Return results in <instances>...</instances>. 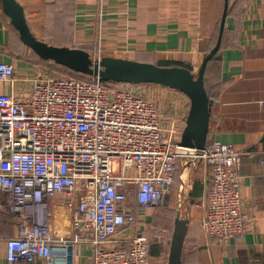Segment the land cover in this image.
<instances>
[{"label":"built area","instance_id":"2783aa9c","mask_svg":"<svg viewBox=\"0 0 264 264\" xmlns=\"http://www.w3.org/2000/svg\"><path fill=\"white\" fill-rule=\"evenodd\" d=\"M0 81L11 87L0 93V193L22 217L6 240L7 260L62 264V251L84 244L92 264H152V243L165 241L166 231L146 233L130 194L137 207L168 206L179 160L202 161L208 171L205 235L227 240L247 230L239 190L242 152L215 138L200 151L179 146L185 119L164 125L156 101L142 90L174 89L110 87L99 78L45 69L18 78L12 61H0ZM57 196L70 210L69 233L62 237L31 217Z\"/></svg>","mask_w":264,"mask_h":264},{"label":"crops","instance_id":"0c3cea01","mask_svg":"<svg viewBox=\"0 0 264 264\" xmlns=\"http://www.w3.org/2000/svg\"><path fill=\"white\" fill-rule=\"evenodd\" d=\"M18 1L31 32L49 44L84 49L93 58L114 56L159 65L179 64L192 72L197 71L216 41L224 4V0ZM0 61H12L18 78L49 70L52 64L41 62L20 41L1 4ZM204 84L212 100L207 141L219 139L242 152L239 190L248 217L247 230L227 240L205 235L202 218L208 171L202 161L184 164L177 177L176 172L164 210L132 207L141 223L146 220V233L152 234L167 224L169 231L180 204L182 216L188 219L182 264H264L263 0H228L220 48L205 72ZM10 92V84L0 81V93ZM187 111L180 112V121L186 118ZM172 201L176 206L170 214ZM69 216L62 196L31 213L39 222L49 223L58 237L69 233ZM21 220L12 211L8 196L0 193V264H46L42 260H7L6 240L16 234ZM162 248L163 243H152L154 259L161 256ZM58 262L92 264L90 249L75 244L60 253Z\"/></svg>","mask_w":264,"mask_h":264},{"label":"water","instance_id":"95a60500","mask_svg":"<svg viewBox=\"0 0 264 264\" xmlns=\"http://www.w3.org/2000/svg\"><path fill=\"white\" fill-rule=\"evenodd\" d=\"M2 12L17 31L20 41L45 61L53 62L77 73L116 83L159 84L174 89L188 98L189 107L178 145L195 151L205 148L212 100L204 86L208 61L220 48L228 0H224L215 44L207 52L196 72L180 65H159L127 58L102 56L93 58L80 48L49 44L31 32L23 6L18 0H0ZM177 205L170 235L166 264H182L181 252L188 219Z\"/></svg>","mask_w":264,"mask_h":264},{"label":"rangeland","instance_id":"374dc122","mask_svg":"<svg viewBox=\"0 0 264 264\" xmlns=\"http://www.w3.org/2000/svg\"><path fill=\"white\" fill-rule=\"evenodd\" d=\"M51 66H49V72L50 73H56V74H60L66 77H72V78H82V77H75L73 76L74 73H72L71 71H69L67 68L63 67V66H59V65H55L53 62H51ZM29 76V75H28ZM26 78H30L27 77ZM142 90L144 92H146L145 94L151 98H153L156 101V104L158 106V109L160 110V112L163 115V123L164 125L170 124L171 120H175L176 122L179 123V118H180V112H184V110H186V108L188 109L189 107V101L188 98L183 95L182 93L173 90L171 91V93H169L168 89L166 91V93L161 92L158 88L155 87H150V86H145L142 88ZM177 124V123H176ZM184 163L183 160H179L177 162V173L176 177L179 175L180 172L183 171L184 169ZM171 196L173 194H170ZM131 194H130V198H129V202L133 203V200L131 198ZM171 204L168 207V212L170 214H173L174 209H175V202H170ZM163 210L165 209L164 207ZM184 212V209L182 208V213ZM182 215V214H181ZM169 220V219H168ZM167 220V222H168ZM166 223V221H165ZM170 225V224H169ZM168 226L165 225V227ZM161 228L163 230L166 231L165 233V242L163 241V248L161 250V256L158 258H153L152 257V264H166L167 263V254H168V248H169V241H170V235H171V231H172V225L170 226L169 231L166 230L167 228ZM168 231V232H167ZM167 238V241H166Z\"/></svg>","mask_w":264,"mask_h":264},{"label":"trees","instance_id":"16d2710c","mask_svg":"<svg viewBox=\"0 0 264 264\" xmlns=\"http://www.w3.org/2000/svg\"><path fill=\"white\" fill-rule=\"evenodd\" d=\"M214 44H215V42H214ZM213 44V45H214ZM218 52V51H217ZM216 57H217V53L208 61V63H207V66H206V69H205V72H206V70H207V68H208V66L211 64V63H213L215 60H216ZM41 62H47V61H45V60H42V59H40V58H38ZM55 64V63H54ZM55 65H57V64H55ZM162 65V64H161ZM166 65H169V64H166ZM170 65H179V64H170ZM60 66V65H59ZM180 66H183V65H180ZM185 67V66H184ZM69 70V69H68ZM69 71H71L72 73H74V75L73 76H77V77H82V78H76V79H84V80H90L91 79V76H88V75H84V74H81V73H77V72H74V71H72V70H69ZM204 75H205V73H204ZM106 85H108V86H110V87H113L114 85H116L117 83L116 82H111V81H103ZM204 86H205V84H204ZM206 91H207V89H206ZM208 93V92H207ZM132 205H135V203L133 202L132 203ZM151 262H152V255H151Z\"/></svg>","mask_w":264,"mask_h":264}]
</instances>
